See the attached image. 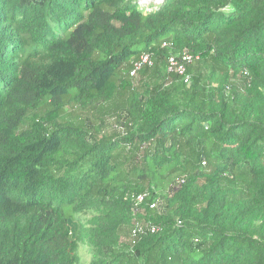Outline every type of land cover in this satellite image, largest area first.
Here are the masks:
<instances>
[{"label": "trees", "instance_id": "trees-1", "mask_svg": "<svg viewBox=\"0 0 264 264\" xmlns=\"http://www.w3.org/2000/svg\"><path fill=\"white\" fill-rule=\"evenodd\" d=\"M137 1L0 0V264H264V0Z\"/></svg>", "mask_w": 264, "mask_h": 264}, {"label": "built area", "instance_id": "built-area-1", "mask_svg": "<svg viewBox=\"0 0 264 264\" xmlns=\"http://www.w3.org/2000/svg\"><path fill=\"white\" fill-rule=\"evenodd\" d=\"M152 1L146 0L144 5H139L141 7H147ZM138 4H141L139 1H137ZM194 61V57L190 55L187 52H183L179 55H171L169 56L167 60V71L169 73L175 74L179 78H181L182 82L184 84H189L190 82V76L187 74V67ZM144 65L151 66L152 62L150 61V58L147 55H142L140 59L133 64L132 69L129 72V77L131 79H134L138 72L142 69ZM142 198L140 197L139 200ZM156 204L152 203L150 205V208H155ZM138 231H142L143 229L139 227L137 229ZM150 234H153L157 231L156 227H148L146 229Z\"/></svg>", "mask_w": 264, "mask_h": 264}, {"label": "rangeland", "instance_id": "rangeland-1", "mask_svg": "<svg viewBox=\"0 0 264 264\" xmlns=\"http://www.w3.org/2000/svg\"><path fill=\"white\" fill-rule=\"evenodd\" d=\"M141 4L138 5H144L146 0H138ZM152 2H160V0H150ZM140 78L137 76L135 79V82L138 81ZM67 115L66 118L72 121H80L81 119H84L86 117V113L83 110H80L78 107H69L66 109ZM105 128L108 130H118L119 129V121L115 119L114 117H108L105 122ZM169 189V187H168ZM167 189H162L157 191V198L154 203L156 204V208L161 209L162 200L161 196L167 193ZM87 261V259H86Z\"/></svg>", "mask_w": 264, "mask_h": 264}]
</instances>
